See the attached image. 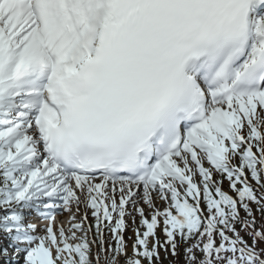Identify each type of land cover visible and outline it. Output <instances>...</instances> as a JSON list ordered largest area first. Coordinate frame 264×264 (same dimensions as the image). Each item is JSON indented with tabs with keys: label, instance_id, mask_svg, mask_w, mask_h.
Listing matches in <instances>:
<instances>
[{
	"label": "snow or ice",
	"instance_id": "1",
	"mask_svg": "<svg viewBox=\"0 0 264 264\" xmlns=\"http://www.w3.org/2000/svg\"><path fill=\"white\" fill-rule=\"evenodd\" d=\"M181 249L264 264V0H0V264Z\"/></svg>",
	"mask_w": 264,
	"mask_h": 264
},
{
	"label": "rangeland",
	"instance_id": "2",
	"mask_svg": "<svg viewBox=\"0 0 264 264\" xmlns=\"http://www.w3.org/2000/svg\"><path fill=\"white\" fill-rule=\"evenodd\" d=\"M128 234H129V236H131L132 235L131 231ZM180 251H181V256H179V257H172L170 254L167 255V257H166V254L163 251H161V253H160V257H161L160 264H184L183 259H182V251L183 250L181 249Z\"/></svg>",
	"mask_w": 264,
	"mask_h": 264
},
{
	"label": "trees",
	"instance_id": "3",
	"mask_svg": "<svg viewBox=\"0 0 264 264\" xmlns=\"http://www.w3.org/2000/svg\"><path fill=\"white\" fill-rule=\"evenodd\" d=\"M257 220L260 221L261 217L257 214Z\"/></svg>",
	"mask_w": 264,
	"mask_h": 264
},
{
	"label": "bare ground",
	"instance_id": "4",
	"mask_svg": "<svg viewBox=\"0 0 264 264\" xmlns=\"http://www.w3.org/2000/svg\"><path fill=\"white\" fill-rule=\"evenodd\" d=\"M64 218V217H63Z\"/></svg>",
	"mask_w": 264,
	"mask_h": 264
}]
</instances>
